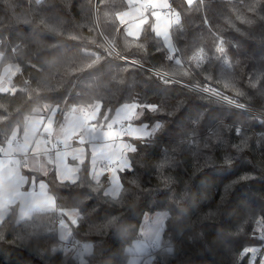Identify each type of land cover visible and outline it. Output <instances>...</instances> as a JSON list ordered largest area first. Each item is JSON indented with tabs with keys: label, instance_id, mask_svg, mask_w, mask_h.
Wrapping results in <instances>:
<instances>
[{
	"label": "trees",
	"instance_id": "trees-1",
	"mask_svg": "<svg viewBox=\"0 0 264 264\" xmlns=\"http://www.w3.org/2000/svg\"><path fill=\"white\" fill-rule=\"evenodd\" d=\"M251 2L194 0L188 5L173 0L180 17L171 29L172 57L155 34L152 19L138 38L126 34L118 13L127 9V0H0V72L12 63L20 68L13 78L16 91L0 93V139L16 128L24 132L28 117L45 105L58 106L57 125L70 108L96 103L101 106L100 125L119 106L131 103L163 106L157 113L142 108L132 123L143 124L149 117L153 123L168 121L147 148L133 140L137 152L129 157L134 167L120 171L118 197L104 195L110 178L105 175L97 185L89 159L75 183L50 173L49 189L57 206L67 211L79 204L82 218L72 226L70 240L92 245L85 264H128V248L141 237L144 215L158 211L169 216L154 253L156 264L250 262L248 254L241 255L255 245L257 220L264 224V120L246 111L264 116V0H259L256 13L245 7ZM238 15L253 22H242ZM102 36L137 64L110 56ZM218 38L225 41L224 53L217 51ZM200 52L209 57L205 63L193 59ZM191 85L214 88L244 107L227 105ZM200 114L196 143L177 145ZM217 131L219 139L211 138ZM165 149L172 157L163 169L171 177L167 183L156 169ZM225 156L233 157L231 163L224 162ZM244 174L250 178L239 179ZM226 185H231L230 192L221 202ZM58 215L34 214L28 222L41 226L40 235L15 243L16 230H25L10 224L0 240V264H81L71 253L52 251L61 242ZM110 217L114 223L104 227ZM9 218L17 219L16 208L5 220ZM263 254L256 255V264Z\"/></svg>",
	"mask_w": 264,
	"mask_h": 264
},
{
	"label": "snow or ice",
	"instance_id": "snow-or-ice-1",
	"mask_svg": "<svg viewBox=\"0 0 264 264\" xmlns=\"http://www.w3.org/2000/svg\"><path fill=\"white\" fill-rule=\"evenodd\" d=\"M129 2H133V0H129ZM193 3V0H187V4L191 5ZM259 0H252L251 3H248L245 5L248 12L256 13L257 7H258ZM143 8L147 9L149 7L151 8H170L171 6L167 4V0H144V3L142 5ZM174 12V10H173ZM176 17V22L179 24V12H174ZM130 13L127 11H119L118 16L119 19L123 22L125 20V17L129 16ZM153 15L156 18V26L153 29L157 36L163 34L165 41H168V35H167V27L171 24V20L165 21V27L162 30L161 26L159 24V21L161 20V14L159 12H154ZM261 19H264V16L260 17ZM237 19H240L242 22L251 24L253 20L251 18H248L246 15H238ZM144 23H147V18L144 17L143 12L140 13L139 16V22L135 24V27L138 29L141 25ZM129 34H132V27L129 26ZM239 31V29H237ZM219 39V38H218ZM220 47L217 48V51L220 53H224L225 49L223 47L225 41L223 39H219ZM2 55V53H0ZM94 55V54H93ZM98 58V57H96ZM123 58V57H121ZM171 57H169L170 59ZM179 61H177L178 63ZM133 64L136 63V61H132ZM90 66V65H89ZM260 76H264V73H261ZM260 77H256L258 80ZM170 81L167 79H164V83L167 84ZM250 82H252L250 78ZM254 86V83H253ZM3 87L0 86V91H3ZM200 91L204 93H211L212 96L219 97L220 99L226 100L228 103H236L237 107L243 108V104H239L238 102L234 101L233 99H229L228 97L222 96L221 93L217 92L214 88H209L207 86H204L200 89ZM179 103V102H178ZM178 106V105H177ZM173 106V111L175 110V107ZM45 107H48L45 105ZM58 107V106H57ZM100 104H90L88 105V108L91 109V111H87L83 108L79 109V114L73 115L70 120H67L65 124H63L60 128V131L58 133V139L57 144L63 143L64 145V153L63 155L67 154L68 149V139L71 138L74 134H79L80 136V143L83 144L85 141H88L93 146V152H92V163L93 166H95L96 162V150H97V144L96 142L102 141L105 136L109 139H115L116 137L120 136H135L136 139H139L142 141L145 148L150 146L153 143V139L155 137V133L158 130H161L164 126V124L168 123V121H157L152 122L151 118L149 117L147 122L143 123L140 127H133L132 124H128L127 126H124L122 121L125 119L131 120L133 116L139 117L142 115V113H137L136 109L138 107L146 108L150 112L157 113L162 110V105L157 106L156 104H137V103H131V104H125L123 108L119 109L116 112V118L111 120L110 123L107 124V132H98L96 126H89V120H95L97 114L100 111ZM55 108H52L49 110V118L47 120L48 128L45 129V131H48L52 124L51 117L55 115ZM77 109H72L73 113H76ZM171 115V113H169ZM203 114L197 115L192 120V130L185 132L183 135L185 136V139H181L177 141V145L189 143L193 144L196 143V141L193 139L196 135L195 131V125L199 123V121L202 119ZM104 120H108L109 117L107 116V113H105ZM42 123V121H33L31 122V130L32 132H36L39 128V125ZM120 123L121 128L119 131L114 132L113 125ZM152 124L151 131H149V125ZM237 132L240 131V129L237 127ZM18 132L16 130L11 131L8 135H5L2 139H0V154H2V158H0V240H4V231L10 224H20V228L24 229V234H21L19 230H16L15 232V239L12 241L13 243L16 242V240H26L32 236H39L40 235V225L35 221H31L29 223L30 214L33 211H40V212H46V211H53L57 212L58 218L57 222L60 225L61 228V235L60 239L63 240L67 236H69L71 233L70 231H65L66 225L64 223V217L67 216L73 224L77 223V220L81 219V210H79V204L74 205L71 209L65 210V206H59L57 207L55 204V199L53 196L47 195L43 192V189L45 188V184L43 181L40 182V189H41V195L39 197L34 196L32 193H21L19 191L20 187L26 183V177L21 176L19 174V171L16 168H6V166L9 163H13L11 160L13 152L17 150L27 151V149L31 146L30 145V136L29 132L25 131L23 133V144L21 145L20 142L17 140ZM211 138L219 139V133L214 132L211 134ZM41 141H37L35 147L36 149H39ZM242 143L246 144V137ZM16 144L17 147H13V145ZM56 145H53L55 147ZM205 147H208V142H205ZM237 148L240 147V145H236ZM105 149H108L104 159L108 162L107 166L109 167L112 175H111V183L114 185V188L112 190L111 195L114 197H118L119 191L122 188V185L120 184L119 177L116 175V168L111 167L112 163L118 160V168L120 171L124 170H132L133 169V163L130 162L127 153H136L137 152V146L131 144V143H121L119 148H114L113 145H101L100 150L104 151ZM144 150V149H141ZM75 151H79L80 153H83V149H76ZM62 153L57 152V156H60ZM35 158V157H33ZM172 157L169 156L168 150H164V156L161 160V162L156 165L157 172L160 173L159 178L163 181L170 182L171 177L163 175V169L166 165H168L171 162ZM233 157L232 156H225L224 162L226 164L231 163ZM17 165L19 162H15ZM65 171H70L65 168ZM64 178V172L61 173V179ZM248 174H244L239 177V179L246 180L249 179ZM93 179H97L95 175H93ZM127 180L128 177H125ZM135 183V179L132 181ZM73 183H75V179H73ZM234 183V182H233ZM32 184L35 185V177L32 178ZM97 185H99V181L97 179ZM231 185H226L223 187V191L220 194L221 202H223L226 197L229 195ZM145 189H142L141 191H144ZM105 196H109L110 193L108 191L104 192ZM17 198H20L21 204L23 205L19 218L13 219L9 218L8 220H5V216L8 214V206L11 203H14ZM23 221L24 223H20ZM115 221V217L105 218L104 221V227H108L112 225ZM159 223V222H158ZM28 229H31V231H28ZM51 238V237H50ZM261 239L264 240V233L261 234ZM7 242V241H5ZM160 245V237H159V228H157L156 232V238L154 241L153 246L158 247ZM71 250V249H69ZM167 252L171 253L173 251L171 245H167L166 249ZM53 252L56 251L55 248L52 249ZM244 252H251L253 256L257 255L259 253V249L252 247V248H245L243 250ZM78 257L81 259V264H85L83 261L84 254L91 255L92 254V245L91 244H84L82 248L77 249ZM132 264H135V262H132Z\"/></svg>",
	"mask_w": 264,
	"mask_h": 264
},
{
	"label": "crops",
	"instance_id": "crops-1",
	"mask_svg": "<svg viewBox=\"0 0 264 264\" xmlns=\"http://www.w3.org/2000/svg\"><path fill=\"white\" fill-rule=\"evenodd\" d=\"M187 1V0H186ZM159 2V0H158ZM172 2V0H167V4L170 5ZM144 3V0H133V2H129V0H127V9L125 11L129 12L130 15L125 17V20L122 22L119 19V22L122 24L124 31L126 32V34L130 37H135L138 38L140 36V34L142 33L145 24L140 26V28H136L135 24L139 22V16L140 13L143 12L144 17L147 18V21L149 19H152V22H154L153 24V28H155L156 26V18L153 15L154 12H159L161 14V20L159 21V24L161 26V29L163 30L165 27V21L166 20H171V24L167 27V34L171 33V29L172 27L176 24L175 21H173L172 17L169 15V13L167 12L168 8H161V7H157V8H143L142 5ZM174 17V15H172ZM129 26L132 27V34H129ZM155 32V31H154ZM156 34V33H155ZM162 37L164 40V35L161 34L159 35V37ZM173 38V37H172ZM2 56L0 55V61H1ZM14 66L13 63L12 65H7L5 66L0 72V76L2 75V73L4 72L5 69H10L9 67ZM15 67V66H14ZM18 74V73H17ZM0 93H2L0 91ZM125 105V104H124ZM124 105H121L118 107V109L115 111L114 116L108 121V122H103V124H98V118L100 113L97 114L96 119L95 120H89V126H96L97 131L98 132H107V124L111 122V120L116 118V112L123 108ZM139 105V104H138ZM77 109L78 111L76 113L72 112V109ZM82 107H73L70 108L64 116V119L62 122L58 123V125L56 124V117H57V112H58V108L56 107V111H55V115L51 117L52 119V124L50 126V128L48 129V131H45L46 128H48L47 125V120L49 118V110L52 109L50 107H44L43 109H40L38 111H36L34 114H32L31 116L28 117L25 128H24V132L28 131L29 132V136H30V147L27 149V151H22V150H17L15 152H13L11 160L13 161V163H9L6 168H16L19 171V174L21 176L26 177V183H24L19 191L21 193H32L34 196L39 197L41 195V189H40V182L43 181L45 184V188L43 189V192L46 193L47 195L53 196L55 199V204L57 206L56 203V198L54 196V194L51 192V190L49 189V181H48V177H49V173H51L50 168L52 166V153L50 151V145L48 144V141L50 140H54L57 141L58 139V133L60 131V128L63 124H65V122L67 120H70L72 118L73 115H77L79 114V109H81ZM87 111H91V109L89 108H83ZM137 113H142V108L138 107L136 109ZM141 116V115H140ZM139 116V117H140ZM138 117L133 116V118L131 120L125 119L122 121L123 125L126 126L127 124H132L133 127H140L142 126V124H137V123H132L134 119H136ZM42 121V123L39 125V128L36 132H32L31 130V122L33 121ZM126 123V125H125ZM121 128V124L117 123L113 125V131L116 132L118 129ZM18 132V136L22 137V140L20 142V144H23V133H21V131L16 128L15 129ZM149 131H151V126H149ZM126 137H128V135H125ZM136 139L135 136H130V142L134 144L133 140ZM139 140V139H138ZM37 141H41L40 143V147L39 149H36L35 145L37 143ZM80 136L79 134H74L71 136L70 139H68V149H67V154L63 155L64 153V148L60 149L61 151H59L60 153H62L60 156H57V163L58 166H56L55 163V169H54V174H56L57 178L59 179V181H68V182H73V179L78 180L79 176H80V169H81V165L86 161V155H90L91 157V161H92V153L93 152V146L91 143H89L88 141H85V143L81 144L80 142ZM117 139H112L109 140L106 136L102 141H98L96 142L97 144V150H96V154L97 151L100 150V146L101 145H114V147L117 144ZM85 146V148L83 147ZM13 147H17L16 144L13 145ZM83 148L84 151L83 153L80 154V156H77L75 153L79 152V151H75L77 148ZM85 149H87V152H85ZM108 150V149H107ZM104 152V151H103ZM80 153V152H79ZM131 152H128V155ZM87 156V157H88ZM35 157V158H33ZM0 158H2V154H0ZM130 159V158H129ZM65 160L67 161L68 165V170L70 171H63L62 167H67ZM15 162H19L18 165ZM28 163L29 166L25 167V164ZM107 161H101L100 164H96L95 166H93V168H90V173L92 175L96 176V178L98 179V181H100L103 177H105V175H108L109 178L111 179V174H110V169L107 166ZM116 166L114 163H112L111 167H115L117 169V161H115ZM64 172V178L61 179V173ZM118 173V176L120 178V170L116 171V174ZM35 177V185L33 186L32 184V178ZM97 179H94L95 181H97ZM110 187L108 186L107 190ZM111 197H113L111 194L109 195ZM23 205L21 204V200L20 198H17L16 201L14 203L9 204L8 206V214L5 216V218L10 214V212L12 211L13 208H16V212H17V219L19 218L21 209H22ZM58 207V206H57ZM46 212H50V211H46ZM46 212H40V211H33L30 214V218L36 214V213H46ZM67 217V216H66ZM71 239V238H70ZM69 239V240H70ZM130 253V252H129ZM133 253H131L132 255ZM153 264H156V261H153Z\"/></svg>",
	"mask_w": 264,
	"mask_h": 264
},
{
	"label": "rangeland",
	"instance_id": "rangeland-1",
	"mask_svg": "<svg viewBox=\"0 0 264 264\" xmlns=\"http://www.w3.org/2000/svg\"><path fill=\"white\" fill-rule=\"evenodd\" d=\"M170 16L172 17L173 21L176 22L175 14H174V17L172 15H170ZM167 35H168V41L166 42L165 38H164V42H165L167 48L169 49V51L171 52V56L175 57L176 51H175V47H174V43H173V38L171 36V33H168ZM208 58L209 57H208V55L206 53L200 52L193 59L195 61L199 62V63H205ZM13 65L15 67L12 66V67H9L10 69H8V68L5 69L4 72L2 73V75L0 76V86H2L3 89H4L3 91H1L2 93H11V94H13L16 91V87H14V85H13V78L16 76L17 73H19L20 68H19V66L17 64H13ZM192 88H195L200 93L202 92V91H200V89L202 87H196V86H192L191 85V89ZM204 95H211V93H204ZM215 98L216 99H220L219 97H215ZM224 103H226L227 105L228 104L230 105V103H228L226 100L224 101ZM231 104H235V103H231ZM125 125H126V123H125ZM119 130L120 129H118L117 131H119ZM115 139H117L118 141H117V144H116L115 147L113 145L114 148H119L121 143H131L130 140H129L130 136H128V137L120 136V137H116ZM83 147L85 148V146H83ZM77 149H81V148L79 147ZM59 151H61V150H59ZM59 151H57V152H59ZM83 151H84V149H83ZM107 151H108L107 149H105L104 152L101 151V150L97 151L96 162H95L96 164H98V163L100 164L101 161L105 160L104 157H105ZM57 152L55 154H51L52 157H53L52 158V160H53L52 161V166L50 168L51 172H53L54 169H55V163H56V166H58L57 159H56ZM85 152L88 153L87 149H85ZM75 154L77 156H80L81 153L77 152ZM87 156L88 155H86V158H87ZM127 156H128V158H130L128 153H127ZM87 159L90 160V168L91 167L93 168V163L91 161L90 155L88 156ZM130 162H131V160H130ZM65 163H66L67 167H62L63 171H65V168L67 169L68 165H69L66 160H65ZM113 163L116 166V163L115 162H113ZM118 170H119V168H118V160H117V169H116V171H118ZM109 172L112 175L111 171H109ZM116 175L118 176V173ZM119 181H120V184H121L120 178H119ZM109 187L110 188L108 189V192L111 194L112 190L114 188V185L111 183V179H110ZM121 190H122V188H121ZM121 190L119 191V195L121 193ZM168 216L169 215L167 214L166 211L165 212L158 211V212H155V213H150V214H145L144 215V218H143V221H142V224H141V228H140L141 237L137 238L136 241H134L132 243V245H130V247L128 248V252H130V254L133 253L131 255V257L129 258V260H128L129 261L128 264H132V262H135V264H153V261H156L155 260V256L156 255L154 254L156 250H154L153 243H154L155 238H156L157 228H159V237H160V244H161L162 236H163V232H164V227H165V222H166V219H167ZM64 223L67 226L65 231H70V233H71L72 226H74L76 224H73L71 222V220L68 217H66V216L64 217ZM255 228H256V230H255L254 240H253L255 245L252 246V247L257 248V249H259V252L264 253V240L261 239V234L264 233V224H263V221H262L261 218L259 220H257V224H256ZM57 231L59 233V238H60L61 228H60L59 224H58ZM71 236H72V233L69 236H67L65 239H63V240L60 239V241L61 242L62 241H68L71 238ZM59 246L60 245L58 243L54 248L56 249ZM160 247H161V245L158 246V249ZM252 247H249V248H252ZM246 254H248L249 258H250L249 259L250 262L248 264H256V261H257L256 255L253 256V254L251 252H243L241 256H244ZM262 257H263V259H262V262L260 264H264V254H263Z\"/></svg>",
	"mask_w": 264,
	"mask_h": 264
},
{
	"label": "built area",
	"instance_id": "built-area-1",
	"mask_svg": "<svg viewBox=\"0 0 264 264\" xmlns=\"http://www.w3.org/2000/svg\"><path fill=\"white\" fill-rule=\"evenodd\" d=\"M172 2H173V0H172ZM172 2H171V4H170V8H168L167 9V12L169 13V14H171V15H174V12H177V10H176V8H175V6H173V4H172ZM173 10H174V12H173ZM102 38H103V40H104V43H105V45H106V47H107V51H108V53L110 54V56H112V57H117V58H120V59H122V60H124V61H126V62H129V63H131L133 60L131 59H129V58H127L122 52H119L117 49H115V47L104 37V36H102ZM121 57H123V58H121ZM135 64H137V63H135ZM139 65V64H138ZM159 76H163L164 78H168L166 75H164L163 73H157ZM202 94H204L203 92H201ZM209 96H211V97H213L214 99H216L214 96H212V95H209ZM216 100H218V101H225V100H223V99H216ZM230 105H232V106H234V107H236L234 104H230ZM240 109H243V108H240ZM248 113H250V114H254L255 116H257L258 118H260L261 120H264V116H262L261 114H257L256 112H254V111H249V110H246ZM17 140L19 141V142H21V140H22V137L21 136H18L17 137ZM57 141H54V140H50V141H48V144L50 145V151H51V153L52 154H55L57 151H59L60 149H62L63 147H64V145H63V143H60V144H57L56 143ZM53 145H56L55 147H53ZM29 166V164L28 163H26L25 164V167H28ZM154 244V243H153ZM59 247L58 248H56V251H66V252H68V253H71L72 255H73V257L74 258H76V260L78 259V260H81L79 257H78V254H77V249H79V248H82V246L84 245V244H82V243H80V242H72L71 240H68V241H62V242H60L59 243ZM154 247V246H153ZM158 247H154V250H156ZM69 249H71V250H69ZM85 255V254H84ZM83 259H84V256H83Z\"/></svg>",
	"mask_w": 264,
	"mask_h": 264
}]
</instances>
